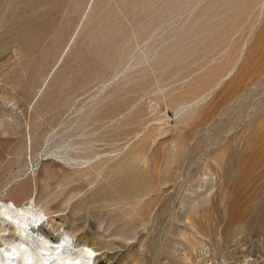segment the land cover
Masks as SVG:
<instances>
[{"label":"rangeland","instance_id":"obj_1","mask_svg":"<svg viewBox=\"0 0 264 264\" xmlns=\"http://www.w3.org/2000/svg\"><path fill=\"white\" fill-rule=\"evenodd\" d=\"M3 203L93 264H264V0H0Z\"/></svg>","mask_w":264,"mask_h":264},{"label":"bare ground","instance_id":"obj_2","mask_svg":"<svg viewBox=\"0 0 264 264\" xmlns=\"http://www.w3.org/2000/svg\"><path fill=\"white\" fill-rule=\"evenodd\" d=\"M45 215L33 208H19L14 203L0 206V240L3 242L0 264H93L96 256L93 248L78 250L69 236L54 246L46 237L36 235ZM12 228L13 234L19 235L18 240L9 239Z\"/></svg>","mask_w":264,"mask_h":264}]
</instances>
